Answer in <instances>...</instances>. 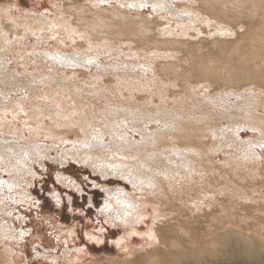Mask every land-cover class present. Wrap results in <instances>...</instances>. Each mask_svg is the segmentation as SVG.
<instances>
[{
	"label": "rangeland",
	"instance_id": "rangeland-1",
	"mask_svg": "<svg viewBox=\"0 0 264 264\" xmlns=\"http://www.w3.org/2000/svg\"><path fill=\"white\" fill-rule=\"evenodd\" d=\"M155 1L148 0L146 8L136 10L118 1L0 0V227L7 236L0 237V264H151L150 258L162 247L157 227L163 223L190 224L203 234L204 225L194 224L192 218L198 198L228 194L237 203L239 192L264 197V149L254 147L261 157L253 167L247 163L237 170L235 165L242 157V146L261 139L258 131L241 124L240 137L233 135L238 145L231 147L228 142L218 152L205 148L199 156L182 151L176 130L165 119L174 116L184 122L192 114L204 119L239 112L231 110L247 100L251 90L260 93L263 89L227 90L221 93L222 101L215 98L214 86L203 83L189 86L194 92L191 100L184 96L187 93H178V83L161 77L158 66L162 60L156 53L142 51L141 46L123 38L73 34L79 28L68 24L86 20L102 32L105 28L94 23H106L115 18L114 12H121L131 27L140 25L135 19L144 18L157 40H181L168 54L176 58L174 62L180 60L178 65L184 69L219 55L213 35L198 37L190 27L196 26L189 23L193 16L187 11L197 7L193 0H169L179 12L175 17L166 11L155 14ZM249 2L256 10L264 7L259 5L264 0ZM249 27L235 31L249 35ZM171 29L176 34L173 37L168 33ZM181 31L190 36H179ZM85 37L88 40L82 39ZM235 38L226 37V50L233 47ZM88 41L95 45L94 50L89 49ZM119 42L123 44H114ZM98 44L111 48L103 50ZM96 54H100L97 60L88 63ZM73 57L79 62L74 64ZM204 95L209 96L197 102ZM151 108L153 116L164 123L150 122V115L141 114ZM156 110L164 113L158 115ZM107 117L116 122L108 123ZM226 128L224 124L222 131ZM166 134L161 141L178 145L176 154L170 144L166 149L153 144L155 137ZM154 151L174 159L160 163ZM177 152L195 156L198 162L190 165L205 170L202 176L192 173L193 178L186 179L174 174L167 178L154 170L156 186L147 185L150 177H144L150 170L141 169L137 156L151 155L158 160L154 168L165 170L170 165L188 173L182 165L189 161ZM140 174L143 180H139ZM108 199L111 207L106 205ZM129 210L131 214L126 213ZM262 250L247 253L236 248L226 258L234 264H264Z\"/></svg>",
	"mask_w": 264,
	"mask_h": 264
},
{
	"label": "bare ground",
	"instance_id": "bare-ground-1",
	"mask_svg": "<svg viewBox=\"0 0 264 264\" xmlns=\"http://www.w3.org/2000/svg\"><path fill=\"white\" fill-rule=\"evenodd\" d=\"M100 1H118L122 6L130 5L136 10L146 8L149 4L148 0ZM249 1L250 0H225L224 3L219 4L218 0H193V2L197 4V7L192 10L190 9V11L189 9L187 10L188 13L193 16V19H188L189 23L196 25L194 27L190 26L193 29L192 31H194L198 37L199 34L213 35L216 38L215 41L217 42V47L221 52L219 55L209 58L206 62H195L192 67L188 69L179 66L180 60L174 62L176 58L173 55L168 54L169 51H172L171 48L174 49L177 45L182 44L181 40H157L150 35L152 30H150L149 23L146 22V20H143L144 18H141L142 21L135 19V21L141 23L138 27H131L128 25L129 20L126 15H123L121 12H114L113 15L115 18L108 19V22L104 23V21L100 20L94 23L96 27L102 26L105 28L102 32H97L92 24L88 23L86 20H77V23L70 21L68 24L70 27L79 28V31H73V34L86 32L93 36L94 34L100 33L106 37L111 36L118 38V41H121L119 38H123L125 39V42L128 41L141 46L142 51H147L152 54L156 53L157 58L162 60V63L158 66V72L161 77L167 82L178 83L181 88L178 93H187L184 96L188 99L192 100L194 98V92L189 89V86L207 83L214 86L215 98L222 100L224 97L221 93L227 90H246L249 87H259L264 90V7H259V9L256 10L252 6H249ZM170 2L169 0H156L152 4L155 14L166 11V15L175 17L179 12H175L174 8L171 7ZM259 5L264 6V3ZM166 25L174 28L170 22H167ZM178 25L179 24H177V26ZM183 25L185 24L183 23ZM201 25H204V30L201 28ZM244 25L250 26L249 35L246 34L243 36V34H238L235 31L239 27H244ZM257 31H260V34L255 36V32ZM168 33L172 37L176 35L172 29L169 30ZM178 35L181 37L190 36L184 31H181ZM231 35H235L236 38L232 42L233 47L226 50L228 48L226 45L228 42L226 37ZM194 37L195 35H193V38ZM82 39L88 40L86 37ZM95 40L100 42L98 37H96ZM105 41L108 43L110 42L108 39H105ZM87 43L90 50L95 49L93 43L90 41ZM114 44L121 46L123 43L119 42ZM98 45H100L103 50L108 49L107 47L111 48L110 45L106 44ZM76 47L80 48L84 47V45H76ZM175 50L176 52L178 51L177 49ZM50 56L54 60L59 59V56ZM98 56H100V54H96L94 58L90 59H87V56L85 57L89 63L90 61L92 62V60H97L96 57ZM60 60L62 59L60 58ZM65 60L68 61L67 59ZM76 60L74 58L72 62L74 64L78 63L79 61L77 62ZM251 92L252 93L247 100L238 102L232 110L229 109L231 111L238 110L239 112L231 113L228 110L230 115L224 112L222 114L210 116L209 118L206 117L200 119L195 118V114H192V117L184 122L177 120L174 116H166L165 119H167V121L169 119V123L172 124L176 130L178 136L177 139L180 140L182 151L188 153L193 152L194 154L201 156L202 151H205V148L218 152L219 150L228 147V142L231 143H229L230 146L233 145V147H235V145L238 144L235 142L236 137L233 139V135L240 137L239 130L240 125L242 124L245 127L258 131L262 137L258 142L252 141L247 143V145L244 144V146H242V157L237 155L240 159L235 161V165L237 166V170L244 168L247 163L253 167L258 158L261 157V154H259L257 150H254V147H259L261 150L264 149V114H258L259 111L264 112V92L260 91V93H256L253 90H251ZM208 96L209 95H204L197 100V102H203ZM241 105H244V108H241ZM153 109L154 108L148 109V111L147 109L146 111H141V114L150 115V122L160 120L164 123V119H156V117L153 116V112L155 111ZM156 112L158 115L164 113L163 111L158 112L157 110ZM243 112H246L245 116L243 115ZM240 120H248L250 122L242 123ZM114 121L111 122V119L108 118V123H113ZM224 124L227 125V128L222 131ZM205 131H209V133L202 134ZM63 133L55 134L59 135ZM168 135L169 134H166V136L162 135V138L160 139L155 137L153 144L155 143L157 146L163 147V149H166V145L170 144L168 147L170 150L173 149V152L180 149L178 145L162 143L161 140L165 139ZM137 151L139 150H136V152ZM240 151L238 150V152ZM154 152L159 156L158 159L160 163H165L174 159H170L169 157L163 158L161 154L157 153V151ZM141 154L137 157L139 158L141 169L144 168L150 170L148 174L144 172L147 174L144 178L150 177L147 185L151 187L156 186V182L153 181V179L156 178V174L153 173L154 170L159 171L161 175L167 178L177 174L181 175L183 178L186 177V179H192V173L202 176V172L205 171L194 165H190V163L198 162L196 157L192 155H184L177 152V156L185 157V161H189L182 165L183 168L188 169V173L182 174L180 170H177L170 165H165V170H161L159 167L154 168V166H156L154 164H156L158 160L151 159V155H147V157L144 156V158ZM20 164H23L21 160ZM175 164H180V161L175 159ZM142 175L139 177V180H143ZM237 196L240 198L237 203L235 202V198L231 195L227 194L223 198H218L215 196V193L206 198H198L196 202L193 203L194 210L192 212V218L194 224L196 223L198 226L204 225L205 229L203 234H198V227H189L190 224L187 225V223V226L181 225L179 221L163 223L162 226L157 227V233L161 238L160 245L162 247L160 251H155V254L150 258V260H152L151 264H234L235 261L231 262V260L226 258V255L231 250L233 251V249L242 248L247 253H254L257 250L261 252L262 248H264V197L261 196L260 198H254L246 192H239L237 193ZM110 202L111 200L108 199L106 205L110 206ZM108 208L109 207H106V209ZM126 210L123 209V212ZM257 210L260 212L257 215L255 213H252L253 215L249 213V211L256 212ZM126 213L131 214V211ZM124 220L127 222V219ZM0 237H7L4 229L1 227ZM262 252L264 251L262 250Z\"/></svg>",
	"mask_w": 264,
	"mask_h": 264
}]
</instances>
